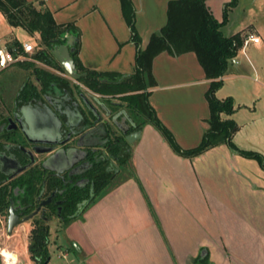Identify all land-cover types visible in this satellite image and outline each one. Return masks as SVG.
<instances>
[{
    "label": "crops",
    "instance_id": "1",
    "mask_svg": "<svg viewBox=\"0 0 264 264\" xmlns=\"http://www.w3.org/2000/svg\"><path fill=\"white\" fill-rule=\"evenodd\" d=\"M44 1L58 24L79 29L78 59L84 68L133 74L139 48L121 0ZM131 1L140 48L145 50L167 24L168 5L174 0ZM205 1L222 22L230 0ZM223 33H240L243 39L253 33L261 39L259 45L244 48L243 43L237 54L243 57L234 59L216 93L220 100L234 101V113L223 118L238 125L232 138L237 150L221 142L185 157L155 126L146 124L120 181L80 218L62 226L57 246L66 258L75 252L77 264H197L207 255L210 264H264V25L251 23ZM27 37L39 40L38 34L33 37L11 26L0 13V48L9 49L13 41L30 42ZM15 66L22 67L18 63L0 69V76ZM153 76L156 86L149 90V102L157 117L183 150L198 147L210 128L211 81L197 55L163 52L154 59ZM240 151L258 153L263 162ZM26 242L24 264H35Z\"/></svg>",
    "mask_w": 264,
    "mask_h": 264
},
{
    "label": "trees",
    "instance_id": "2",
    "mask_svg": "<svg viewBox=\"0 0 264 264\" xmlns=\"http://www.w3.org/2000/svg\"><path fill=\"white\" fill-rule=\"evenodd\" d=\"M123 13L133 32V42L139 48L136 56V65L133 74L120 75L113 72H97L84 68L78 59L79 43H76L72 57L77 71L84 74L78 82L92 92L102 95L118 97L121 101L116 104V109L124 108L128 114L130 128L127 134L140 131L146 124L155 126L165 137L171 147L185 157L198 156L221 142H229L238 130L234 120L224 119L223 115H232L235 111L232 98L220 100L216 93L222 87L221 80L229 70L230 65L237 57L238 51L244 43L240 33L227 37L222 28L228 22V12L237 5L238 0H231L224 9L223 21L219 22L206 5L205 0H174L168 5V22L157 34H154L145 50L140 48L141 39L135 28V10L131 0H121ZM0 13L13 27L25 30L29 35H39L38 51L31 56L32 61L21 63L22 67L32 71L36 85L31 81V76L21 86L17 98L25 102L35 99L42 101L45 95H55L59 90L67 94H77V89L72 87L69 80L56 73L40 68L35 61L45 64L55 70L66 73L65 69L55 59L51 50L67 43V36L80 38V31L74 24H58L51 10L44 0L29 2L28 0H0ZM10 50L22 51V44L13 41ZM168 52L179 56L184 53L194 52L203 67L206 77L211 81L207 98L210 105V128L205 134L201 144L190 150H183L176 142L173 134L162 124L156 111L150 105V89L156 86L153 76L154 59L161 53ZM114 146L111 150L113 162L107 168L99 166L98 177H94L95 193L89 201L88 209L114 184L121 179L124 170L129 168L132 157V145L125 135L112 140ZM233 148H235L232 145ZM237 150V148H235ZM126 152V153H125ZM246 157H253L263 162V157L255 152L240 151ZM123 170V171H122ZM62 180L51 178V189L63 186ZM15 186L24 190L22 201L26 204L33 201L37 187L31 177H20ZM80 192L77 188L69 186L66 194L69 206L65 209L64 227L71 221L80 218L83 209L71 211L74 207L72 201L79 199ZM9 191L7 187L0 188V214H5L8 204ZM72 199V200H71ZM74 203V202H73ZM86 206V205H85ZM85 209V210H86ZM36 227L31 232L28 247L30 259L35 264H45L51 260L50 252V227L40 219L35 220ZM197 264H210L207 255L199 257Z\"/></svg>",
    "mask_w": 264,
    "mask_h": 264
},
{
    "label": "flooded vegetation",
    "instance_id": "3",
    "mask_svg": "<svg viewBox=\"0 0 264 264\" xmlns=\"http://www.w3.org/2000/svg\"><path fill=\"white\" fill-rule=\"evenodd\" d=\"M76 95L58 89L42 101L25 102L19 97L11 111L0 113V188L9 191L5 214L0 218L7 221V231L11 210L20 219L34 215L22 224L30 226V234L36 219L49 225L50 231L51 224L58 221L61 230L69 206V186L80 192L79 199L72 201L71 211L83 209L84 214L91 207L86 209L95 193L94 177H98L99 166L110 168L114 161L112 140L128 131L130 123L124 108L116 109L121 102L116 103L115 97ZM20 177H31L37 187L28 204L22 201L24 190L15 186ZM53 177L61 179L63 186L52 190Z\"/></svg>",
    "mask_w": 264,
    "mask_h": 264
},
{
    "label": "rangeland",
    "instance_id": "4",
    "mask_svg": "<svg viewBox=\"0 0 264 264\" xmlns=\"http://www.w3.org/2000/svg\"><path fill=\"white\" fill-rule=\"evenodd\" d=\"M251 23H259L264 25V0H238L237 5L228 12V22L226 24L227 27L225 29H222L225 33L227 31L232 32L238 30V28H247ZM26 39H28L35 45V52L38 51L39 40H34L30 37H27ZM241 57H243L242 54H239L235 59L240 60ZM37 66L47 69L51 72L53 71L43 63H37ZM53 72L55 73V71ZM31 73L32 71L26 69L25 67L15 66L5 71L2 76H0V113L6 114L8 111L12 110V99L14 98V95L23 85L24 81L31 76ZM60 74L66 77V79L69 80L71 86L77 89V98H79L80 93H83L90 98L102 97L101 95L87 89L77 80H73L72 78H70L67 73ZM31 81L35 82L33 77H31ZM114 99L116 103L121 102L118 97ZM58 227V221H54L51 224L50 242L51 244H56V246L52 245V248L50 247L51 260L49 264H77L78 260H76V262L74 263V258H77L78 253L70 252L69 256L66 258L64 256L63 250H60L61 247L57 246V240L60 238L61 233L63 232V230L58 229ZM30 237L31 234L29 225L19 226L14 230L12 235H8L7 221L3 218H0V264H5L4 259L5 261H7L9 257L16 259V262H13V264H17L18 262L19 264H24L26 254H24L25 248L23 247V244L27 243V240H29L30 243ZM17 247L21 248L19 254L17 251Z\"/></svg>",
    "mask_w": 264,
    "mask_h": 264
},
{
    "label": "water",
    "instance_id": "5",
    "mask_svg": "<svg viewBox=\"0 0 264 264\" xmlns=\"http://www.w3.org/2000/svg\"><path fill=\"white\" fill-rule=\"evenodd\" d=\"M78 41L79 39L75 36H67L66 44L59 45L51 50L55 59L65 69L66 73L70 76V78L77 81L84 75V74H80L77 71L75 61L72 57V53L75 51V46ZM80 95L84 97L86 96L83 93H80ZM49 132L53 134L55 131L53 130L52 127H49ZM123 134L126 135L125 138L130 145H133L141 137V131H135L130 134H127V131H124ZM33 216L34 215L25 219H20L19 215L15 214L14 211L11 210L8 220V235H12L14 229L17 226L24 224ZM45 264H49V262H46Z\"/></svg>",
    "mask_w": 264,
    "mask_h": 264
},
{
    "label": "built area",
    "instance_id": "6",
    "mask_svg": "<svg viewBox=\"0 0 264 264\" xmlns=\"http://www.w3.org/2000/svg\"><path fill=\"white\" fill-rule=\"evenodd\" d=\"M251 43L259 45L261 43L260 37L253 33L246 34L244 37V48ZM35 50V45L31 42L23 43L22 51L18 49L10 50L7 48H0V69L4 70L11 65L32 60L31 56L34 54ZM4 263L8 264V261L4 259Z\"/></svg>",
    "mask_w": 264,
    "mask_h": 264
},
{
    "label": "bare ground",
    "instance_id": "7",
    "mask_svg": "<svg viewBox=\"0 0 264 264\" xmlns=\"http://www.w3.org/2000/svg\"><path fill=\"white\" fill-rule=\"evenodd\" d=\"M7 261H8V264H13V262H16V259L9 257Z\"/></svg>",
    "mask_w": 264,
    "mask_h": 264
}]
</instances>
